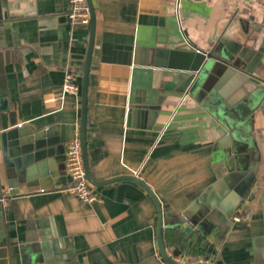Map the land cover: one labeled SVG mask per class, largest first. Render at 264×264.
<instances>
[{
	"label": "crops",
	"instance_id": "crops-1",
	"mask_svg": "<svg viewBox=\"0 0 264 264\" xmlns=\"http://www.w3.org/2000/svg\"><path fill=\"white\" fill-rule=\"evenodd\" d=\"M91 3L84 141L96 199L83 202L63 189L69 182L64 149L79 127L88 21L68 16L71 0H0V195L6 194L0 200V259L160 264L161 214L167 255L264 264V98L243 105L250 93L236 88L237 74L226 75L215 88L229 113L223 120L211 101L219 98L214 92L198 100L176 83L177 70L142 63L148 54L151 61L152 49L196 47L249 63L264 87V4ZM66 69L73 71L78 91L59 98ZM158 99L149 126L146 116L129 115L133 105ZM13 127L29 133L16 135L9 148L42 137L26 154L51 150L32 160L26 180L9 186L10 157L1 133ZM122 176L143 181L155 200L136 181L117 178Z\"/></svg>",
	"mask_w": 264,
	"mask_h": 264
},
{
	"label": "water",
	"instance_id": "water-1",
	"mask_svg": "<svg viewBox=\"0 0 264 264\" xmlns=\"http://www.w3.org/2000/svg\"><path fill=\"white\" fill-rule=\"evenodd\" d=\"M88 10V24H89V33L87 39L86 53L84 57V62L82 66L81 72V84H80V117H79V137H80V149H81V157L83 168L85 172V176L87 180L90 182H94L89 174V170L86 162V152H85V141H84V128H85V108H86V89H87V72L89 67V59L90 53L93 45V25H94V9L91 3V0H84ZM150 53V52H149ZM151 61H149V54L146 56V59L142 61V63L153 64L156 66L169 67L177 70L178 80L177 84H181L184 90L191 92L192 95L201 100L206 97L209 93L214 92L215 96L219 97L217 99H211L215 111L217 112V116L220 119L227 120L229 117V113L226 111L225 100L220 97L219 93L216 91V83L219 80L227 79L226 75L237 74L239 79L237 81L236 88L240 89L242 92L247 91V94L250 93L244 100L245 106H249L251 102L256 100L257 98L261 100L264 98V87L257 85L256 80L251 75V65L249 63L239 62L237 58L229 57L226 54L220 55H212L211 52L202 51L197 49L196 47H178L175 49H152L151 50ZM245 94V93H243ZM245 97V96H244ZM159 100L155 104L151 105H133L130 108L129 115L134 114L139 117V115H144L147 117V122L145 123L147 126L153 121L154 117L157 114V110L159 108ZM29 133L24 128L13 127L11 129H7L3 133H1L2 146L4 147L5 154L7 153L10 159H6V166L8 165V172L10 181H8L9 186H14L21 179V181L26 180L28 176V172L33 169L31 166L32 160L38 161L43 154L49 153L50 149H47L45 153L35 152L33 155L26 154L31 148L30 144H33L34 147L38 148V141L41 142L42 137H38L34 143H17L18 147L9 148L11 146L9 142L15 138L16 135H22L23 132ZM48 131V130H47ZM47 131H44L47 132ZM47 134V133H46ZM71 136V135H70ZM70 136L66 137L69 139ZM227 137V136H226ZM30 140L29 137L25 140ZM24 140V142H25ZM48 143V140L44 139ZM31 142V140H30ZM38 165V164H36ZM117 178H128L136 181L141 184L154 198L153 193L149 189V187L141 180L137 179L133 176H122ZM156 205L158 207V211H160V207L158 206V202ZM160 227H161V214H158L157 218V239H158V247L161 256L165 261L170 264H178L174 260H172L165 252L161 235H160ZM4 259H0V264H4ZM196 264H206V263H196Z\"/></svg>",
	"mask_w": 264,
	"mask_h": 264
},
{
	"label": "built area",
	"instance_id": "built-area-1",
	"mask_svg": "<svg viewBox=\"0 0 264 264\" xmlns=\"http://www.w3.org/2000/svg\"><path fill=\"white\" fill-rule=\"evenodd\" d=\"M264 4V0H258ZM72 8L68 13L71 19H77L80 22L87 23L88 10L84 0H71ZM74 75L71 69H66L63 74V80L61 84L59 98H62L65 93L76 94L78 86L74 82ZM64 169L69 177V182L63 187L64 190L73 193L80 201L91 202L96 199V196L91 192L89 182L85 176L81 149H80V137L79 129L76 127L70 138L66 141L64 149ZM6 198V194L0 195V200L3 202ZM172 260L178 264H196L206 263L211 264L209 260H185L180 256L168 255ZM160 264H170L164 259Z\"/></svg>",
	"mask_w": 264,
	"mask_h": 264
},
{
	"label": "trees",
	"instance_id": "trees-1",
	"mask_svg": "<svg viewBox=\"0 0 264 264\" xmlns=\"http://www.w3.org/2000/svg\"><path fill=\"white\" fill-rule=\"evenodd\" d=\"M187 250H190V249H187Z\"/></svg>",
	"mask_w": 264,
	"mask_h": 264
}]
</instances>
